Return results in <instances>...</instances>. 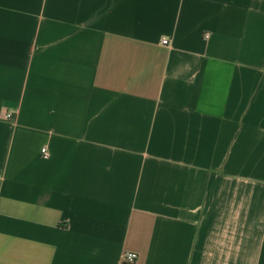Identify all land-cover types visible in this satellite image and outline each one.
Here are the masks:
<instances>
[{"label": "crops", "instance_id": "1", "mask_svg": "<svg viewBox=\"0 0 264 264\" xmlns=\"http://www.w3.org/2000/svg\"><path fill=\"white\" fill-rule=\"evenodd\" d=\"M131 252L264 264V0H0V264Z\"/></svg>", "mask_w": 264, "mask_h": 264}, {"label": "built area", "instance_id": "2", "mask_svg": "<svg viewBox=\"0 0 264 264\" xmlns=\"http://www.w3.org/2000/svg\"><path fill=\"white\" fill-rule=\"evenodd\" d=\"M163 45H168V41L167 40H163L162 41ZM6 120L8 121H12V119L14 118V113L11 111H7L6 115H5ZM42 154L43 155H47V151L46 149L42 150ZM138 261V255L136 253H126V255L124 256V262L127 264H135Z\"/></svg>", "mask_w": 264, "mask_h": 264}]
</instances>
